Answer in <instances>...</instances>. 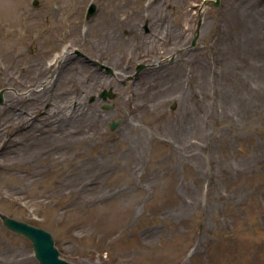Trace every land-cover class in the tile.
I'll use <instances>...</instances> for the list:
<instances>
[{
	"label": "rangeland",
	"instance_id": "rangeland-1",
	"mask_svg": "<svg viewBox=\"0 0 264 264\" xmlns=\"http://www.w3.org/2000/svg\"><path fill=\"white\" fill-rule=\"evenodd\" d=\"M0 67V107L8 71L46 89L22 112L93 79L83 103L105 120L15 134L0 213L73 264H264V0H0ZM129 120L140 142L120 145ZM0 264H38L1 219Z\"/></svg>",
	"mask_w": 264,
	"mask_h": 264
},
{
	"label": "bare ground",
	"instance_id": "bare-ground-1",
	"mask_svg": "<svg viewBox=\"0 0 264 264\" xmlns=\"http://www.w3.org/2000/svg\"><path fill=\"white\" fill-rule=\"evenodd\" d=\"M230 14L231 12H227L225 16L229 17L228 22L230 24V28H232L235 22L234 18ZM113 16L115 15L112 14V17ZM108 17L110 18V16ZM102 38H107L105 48H109V46L113 43V37L110 38V36L105 34L102 35ZM101 55L102 54L100 53V56ZM16 67L12 68V70L16 69ZM26 68V66L21 67L22 70H26ZM4 70V68L2 70L0 67V72ZM39 71L43 72L44 70L43 68H40ZM8 72L9 74L6 75L5 82L13 88L16 87V90H14L15 92L13 94L5 95V98L7 99L3 104L4 106L0 107V111L4 112L5 110H8L7 112H4V117L0 120L2 121V124L0 125V154L9 145L12 146L16 144L17 138L15 137V134L22 130L32 133L35 132L39 138H43L45 134H55L56 138H64L67 136L71 137L72 134H78L81 129L84 130L86 126L92 127L94 124L105 122L99 112L91 109V107L85 106L83 103V98L88 94V90L95 89L98 85V81L85 79L82 84L81 79L76 78L73 87L64 90L63 94L61 93L63 97L61 105L51 103L49 108L43 110L42 106L38 104L36 106L37 108L33 106L31 108H27L25 112H22L18 109V104L20 102H23L28 96L38 98L40 95V97L45 98L46 89L40 88L41 86L38 85L34 86V88L30 91L27 90L24 92V90L27 89V87L24 86V81L22 79L17 80V78H15L10 71ZM176 76L177 73H174L173 77L175 78ZM170 82L173 83L175 80L173 79ZM154 86H156L155 83L149 82L145 84L144 89L148 90ZM70 89L73 91L70 92ZM45 100L48 99L45 98L43 102H45ZM140 105H142V103H140ZM149 114H152V112H149ZM160 116L161 113H158V117ZM179 126H183V124L179 123L176 127ZM134 128L135 125L130 120L125 122L124 130L126 135L120 140V145L128 146L127 140H130L129 136H131ZM139 142L140 139L139 136H137L135 140L131 141V144L137 145ZM92 182L93 180H87L85 185H90Z\"/></svg>",
	"mask_w": 264,
	"mask_h": 264
},
{
	"label": "water",
	"instance_id": "water-1",
	"mask_svg": "<svg viewBox=\"0 0 264 264\" xmlns=\"http://www.w3.org/2000/svg\"><path fill=\"white\" fill-rule=\"evenodd\" d=\"M93 11L94 7L90 6L86 17H90ZM194 43L195 41L193 40V44ZM142 68L143 65L137 66L136 72H139ZM100 96L101 98L106 99L107 96L112 98L114 95L111 91L108 93L107 91H103ZM103 108L109 109V106L105 105ZM117 124V122L111 123L110 129L113 130ZM0 219L3 225L10 231L22 235L30 241L34 257L36 258L38 264H73L60 257V253L55 247L53 237L49 232L42 228L10 218L2 213H0Z\"/></svg>",
	"mask_w": 264,
	"mask_h": 264
}]
</instances>
